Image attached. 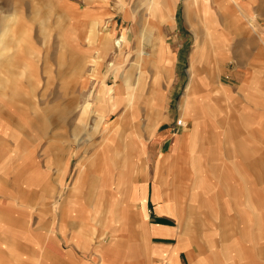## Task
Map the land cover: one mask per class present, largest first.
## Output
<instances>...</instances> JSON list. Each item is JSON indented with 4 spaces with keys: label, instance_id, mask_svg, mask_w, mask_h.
Here are the masks:
<instances>
[{
    "label": "rangeland",
    "instance_id": "1",
    "mask_svg": "<svg viewBox=\"0 0 264 264\" xmlns=\"http://www.w3.org/2000/svg\"><path fill=\"white\" fill-rule=\"evenodd\" d=\"M123 1L137 9L136 24L117 0H0V264H164L142 250L150 226L169 232L152 235L159 253L181 233L189 249L180 264H264V0H242L254 27L227 0H175L170 22L150 16L144 83L130 65L146 0ZM226 11L242 58L206 32ZM112 12L115 51L124 27L130 38L129 89L102 45ZM196 31L199 80L217 81L198 84L186 125ZM102 77L121 85L114 112L98 96ZM100 113L111 114L98 123ZM177 135L192 139L168 160ZM130 179L147 185L144 203L132 200Z\"/></svg>",
    "mask_w": 264,
    "mask_h": 264
},
{
    "label": "crops",
    "instance_id": "2",
    "mask_svg": "<svg viewBox=\"0 0 264 264\" xmlns=\"http://www.w3.org/2000/svg\"><path fill=\"white\" fill-rule=\"evenodd\" d=\"M121 5H122V9L124 11V17L125 19H127L129 22H131L132 24H136L137 23V9L135 7H133L130 3H126L123 0H117ZM198 1V0H195ZM228 3L233 4L234 7H236L240 13L248 18L250 20L251 25L254 27V23L253 21H255V16H254V12L248 8L245 4L247 2H243L242 0H227ZM175 9H176V5H175V0H146V6H145V12H148L149 14L145 15V19L143 22V26L140 29V32L137 34L136 38H135V42H136V46H135V51L137 54V57L135 59V61H133L130 65L131 68H135L136 69V79L138 80V82L144 83L145 82V67L147 66V63L149 62V58L150 56H152V54H150L149 52H147L143 45H144V41L145 39L148 37H152L155 36L154 35V27L152 26L151 22H150V16L156 17V19L160 20V23L163 22H170L172 16L175 13ZM228 11V10H227ZM226 11L225 13V22L223 23V25L221 26V28H217L216 31L211 32V29L209 28L210 25H208L206 23L207 29L206 32L208 35H211V40L214 43V36H220L218 38L219 43H220V48L221 50H224L227 53H235L237 52L239 54V57L242 58V55L245 52V49H243V47H241L240 42H236L235 44L232 43V34L234 33V24L232 23V20L229 19L228 16V12ZM115 13L112 12L111 13V18L112 20V28L109 31V35L110 37L109 40L111 41V43H109L108 41H104L102 42L103 46H106L107 48L109 47L111 49V52L113 54L112 60L114 61L111 67V73L115 79V81L119 80L121 82L122 87H125V89H129L131 87V71H130V67L128 69H124V66L126 64V62L129 60V55H130V38L129 35L127 33V27H124L121 30V35L124 38V42H123V46L122 49L119 50L118 52L115 51V46H114V39L117 36V23L115 20ZM101 20V19H100ZM126 20V21H127ZM212 20V19H211ZM216 19H214V23L215 25L218 27L220 24L215 22ZM211 23V22H210ZM232 23V24H231ZM133 27V26H131ZM198 31V30H197ZM195 32V40H194V50H193V56L191 59V66L189 68V79L188 82L186 84L185 87V91L183 94V98H182V102H181V119L182 122L185 123L186 125L188 124L190 119L194 118V115L191 113L192 111V107H193V102L195 100L193 93L196 92V90L198 89V84L202 83L205 86H210L213 85L214 82H216V76L211 77V79H209V81L204 80L202 82H200L199 77H198V69L195 65L197 59H198V54H199V50L202 47V42L200 40V33ZM214 34V35H213ZM159 38L162 37V34H158ZM126 39V40H125ZM224 45V47H223ZM224 48V49H223ZM161 51V52H160ZM159 51L160 55H164L162 53L163 49L161 48V50ZM160 59V56H159ZM102 59L99 58L98 60V64L101 65L99 63V61H101ZM160 61V60H159ZM168 61H171V55H169L168 57ZM199 61H201L199 59ZM169 64V63H168ZM215 71H211L212 75H215ZM167 79L171 78V69L170 67L166 66V76ZM159 78H161L160 76L157 77L155 79L156 83L159 82ZM121 85L117 86V85H112L109 86L108 83L104 82V79L102 77L101 79V84H100V88H99V98L103 99V98H110L111 99V105H112V111L114 112L115 110H117L118 106L120 105L121 99H122V90H121ZM128 102L131 103V100L133 98V94L131 93L128 97ZM111 114V113H110ZM110 114H99V118H98V123L100 122H104L106 119V117ZM110 117V116H109ZM158 122V120H157ZM159 126V125H158ZM157 126V127H158ZM156 131V129L154 130V132ZM153 132V133H154ZM198 132V125L194 124L193 130H192V138L194 139L196 137V134ZM190 138V139H192ZM189 139V140H190ZM187 139L182 138V136H175L174 139V143H173V147L171 148L170 153L167 154V156L169 157L168 160H172L171 158L173 157V153L177 152L179 149H181L184 145H186V143H188ZM192 141V140H191ZM148 144V143H147ZM146 144V141L142 140L141 141V148L142 150H145V148L148 146ZM105 171L109 172V169H106ZM107 172V173H108ZM107 176V174L105 175ZM79 176H77L76 181H78ZM129 179V178H128ZM145 182H134L130 179V183L129 186H127L128 190L130 191L133 190V201H141L144 203V199L146 197V187L147 185L144 184ZM131 185V186H130ZM126 194V193H125ZM127 197L129 199H131V197L129 195H127ZM170 212L175 211L173 206L170 205ZM176 212V211H175ZM142 213L144 216L147 215V211L146 208L144 207L142 210ZM154 234H169V232H166L164 229H159L157 227H149V228H145L142 234V250L145 252H150L151 254H158V255H163L162 261L164 264H180V260H179V251L181 249H189V244H187V242L184 241L181 233H179V237H178V243L176 244V246L171 249V251H169V254H167L166 252H156V250L154 249L153 244H151V238L152 235ZM103 240L100 241V245L102 244ZM191 254V253H190ZM103 258V255H102ZM104 259V258H103Z\"/></svg>",
    "mask_w": 264,
    "mask_h": 264
},
{
    "label": "bare ground",
    "instance_id": "3",
    "mask_svg": "<svg viewBox=\"0 0 264 264\" xmlns=\"http://www.w3.org/2000/svg\"><path fill=\"white\" fill-rule=\"evenodd\" d=\"M123 42H124V38L122 37V38L118 39L115 43H117L120 47H122L123 46Z\"/></svg>",
    "mask_w": 264,
    "mask_h": 264
}]
</instances>
